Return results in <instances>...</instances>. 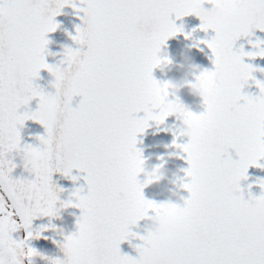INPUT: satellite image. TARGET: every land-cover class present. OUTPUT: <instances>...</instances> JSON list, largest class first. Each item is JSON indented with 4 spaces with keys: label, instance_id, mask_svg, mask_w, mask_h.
<instances>
[{
    "label": "snow or ice",
    "instance_id": "1",
    "mask_svg": "<svg viewBox=\"0 0 264 264\" xmlns=\"http://www.w3.org/2000/svg\"><path fill=\"white\" fill-rule=\"evenodd\" d=\"M221 2L225 19L200 24V31L215 35L199 41L210 49L213 64L200 75L208 86L203 111L189 113L199 138L178 143L174 133L171 145L187 164L179 179L187 193L180 212L184 227L174 236L135 237L130 229L145 205L156 207L136 179L143 163L136 145L150 122L165 119L150 108L159 88L153 79L158 53L168 39L183 34L175 20L216 0H0V264H31L37 251L28 242L47 230L34 233L32 222L47 215L63 191L53 186V173L75 182L73 170L86 174L87 185L86 194L76 189L63 203L81 213L76 231L66 237L78 243L74 264H264V207L249 212L245 206L264 205V181H258L261 194L249 191L247 200L240 186L250 167L264 168V106L242 94L248 80L264 93V82L250 75L257 69L244 63L246 56L264 58V41L251 45L255 52L234 51L241 37L264 32V0ZM65 7L81 19L70 36L81 60L57 98L34 82L41 70H50L46 37L60 27L55 18ZM74 97L81 98L75 108ZM33 100L35 111L28 110ZM42 108L50 114L47 122L38 119ZM29 120L44 125L37 146L21 144L20 129ZM29 150L39 152L43 169L34 179H13L12 154ZM21 229L25 237L14 239ZM130 236L142 242L135 259L120 251Z\"/></svg>",
    "mask_w": 264,
    "mask_h": 264
},
{
    "label": "water",
    "instance_id": "2",
    "mask_svg": "<svg viewBox=\"0 0 264 264\" xmlns=\"http://www.w3.org/2000/svg\"><path fill=\"white\" fill-rule=\"evenodd\" d=\"M55 6L54 4L52 5ZM205 8H211V4L205 3ZM82 17V13L80 14ZM175 20V18L173 17ZM55 22L60 27L53 33L48 34L46 37L50 44L48 45V55L46 56V63L54 64L58 58L53 57V53H57L62 50V46H70L74 49L79 47L76 45L70 36L75 35V29L81 25V19L77 17V14L71 7H65L62 10V14L55 18ZM177 27L183 28V34H179L166 41L165 45L161 47L160 55L167 57L172 61L170 69L156 68L153 70V79L162 83L169 78L180 79L187 76L190 80L192 78L193 68L199 69V71L213 69L211 60V51L205 44H200L199 41L210 40L214 37L215 33L209 30L207 33L200 31V21L194 15L183 17L180 20H175ZM185 34H190L189 39H185ZM257 40L264 41V32L255 30L249 37H241L236 41L234 51H239L241 47L245 53L255 52L256 49L252 48V44ZM86 51V48L83 49ZM187 58V62H186ZM244 63L251 65L257 71L253 72L255 80L264 82V58L256 57L255 59H248L247 56L244 59ZM196 74H199L198 72ZM39 79L34 83L42 88L45 92L52 91L49 87L50 76L47 71L41 70ZM242 94L248 96H254L259 94V89L255 83L250 80L248 84L243 88ZM182 102L192 111L194 114H200L203 111L202 104L197 98L189 95L188 89H182L180 92ZM80 97H74L72 101V107L75 108L79 102ZM38 104V100H33L28 106V110L35 111ZM26 109H21L24 112ZM144 113L138 114L139 118H143ZM178 121L174 117H169L164 124L157 125L150 122V127L137 137V149L142 153V158L146 162V167H153L163 162L167 177L158 185H153L146 188L143 192L145 199L152 200L153 202L160 203L168 199L169 191L172 187V183L183 177V169L187 168L185 160L180 158L181 154L171 147L174 140L175 127L178 125ZM44 128L39 123H35L31 120L26 121L24 127L20 129L21 144H31L33 146L38 145L36 140L37 136L44 135ZM178 143L181 141H177ZM173 155L169 158V154ZM230 155L235 160L237 157L234 152H230ZM13 162L17 165L12 177L13 179L24 178L30 179L26 173H23L22 168V153H13ZM161 158H164L161 161ZM260 163L264 165V160ZM73 176H79V179L73 182L69 178H65L61 173H55L52 177L53 186L56 189H62L58 193L61 203L67 202L72 193L76 189H83L82 194L87 193V185L83 177L85 173L77 172L73 170ZM247 180H242L240 183L243 189V196L245 200L249 198V191L253 197H258L261 194V189L258 185V181H264V168L250 167L247 171ZM249 185H252L249 189ZM185 198L187 193H182ZM74 202V201H73ZM60 206L59 204L57 205ZM80 210L77 208H67L62 210L61 219L49 221L47 217H40L33 221L32 231L35 233L38 229L46 228L47 231L41 233L39 239H33L29 241V246L34 248L38 253L46 257L60 256L59 243L62 242L64 236L73 234L76 231V219L80 216ZM145 221H140L136 226L131 227V232L135 234V237L144 235ZM142 242L138 238L130 236L127 241L120 245V251L122 255H127L133 259L138 256L136 246ZM35 264H45L44 261L37 259Z\"/></svg>",
    "mask_w": 264,
    "mask_h": 264
},
{
    "label": "clouds",
    "instance_id": "3",
    "mask_svg": "<svg viewBox=\"0 0 264 264\" xmlns=\"http://www.w3.org/2000/svg\"><path fill=\"white\" fill-rule=\"evenodd\" d=\"M194 16L199 19L201 24L212 26L218 22H222L226 17V13L224 12V6L221 0H216V3L211 5L210 9L200 6ZM52 55L54 58L58 59L54 64L50 65L47 63L50 70L44 69L48 72L51 78L48 87L52 90L46 92V94L48 96L59 98L63 96L65 86L73 81V72L76 65L80 62L81 56L78 52V47L74 49L73 47L67 45L62 46L61 51L53 53ZM157 59L160 61L157 68H161L162 70L170 69L172 61L167 57H162L160 55V51ZM197 72L199 74H196ZM201 73L202 71H199V69L193 68L192 78L190 80L187 76H185L180 79L169 78L164 82L159 83L157 95L150 105L151 111L156 116H162L165 118L164 122L169 117H174L175 120L179 122L175 127L174 133L179 141H183L185 143L196 142L200 133L197 125L189 118V113L192 111H190L189 108L182 102L180 92L182 89L187 88L190 96L197 98L201 104L205 103L208 99V86L206 81L200 78ZM250 75L253 76V73ZM249 81L250 80L246 81L245 86ZM251 98L256 105L264 106V93L259 91V94L251 96ZM49 115V112L42 108L40 109L38 119L47 122ZM164 122L162 124H164ZM39 124L42 128H44L42 123ZM39 143L40 142L38 141V144ZM172 155L173 154L170 153L169 158H171ZM163 159L164 158H162L161 161H163ZM21 163L23 173H26L30 179H34L36 174L44 167V161L37 150L22 152ZM55 173L60 172L57 171ZM55 173H53V175ZM167 175L168 173L165 170L163 162L157 166L149 168L146 167V162L143 159V163L138 165L136 179L144 192L146 188L160 184V182L163 181ZM25 180L27 181L28 179ZM17 188L18 193H22L25 188V184H20ZM182 193H185V190L179 180H177L172 183L168 199L160 203L155 202V208H150L145 205L144 210L141 212L142 218L138 221V223L140 221H145L143 229L144 236H174L183 229L184 226L180 223V212L185 196ZM146 201L153 202L149 199H146ZM58 204L60 205L59 207L57 206ZM245 206L249 212L258 211L264 207V205H261L257 201L248 202ZM67 208H65L63 203L60 202L58 195L57 202L52 205L50 212L42 217L49 218L50 222L52 220L61 219L60 214L62 210ZM66 237L67 236H64L62 242L58 245L60 256L46 257L37 252V254L31 256V264H35L37 259L44 261L45 264H74L78 251V243L75 238L69 239ZM19 255L24 256L25 254L21 251ZM140 259L145 260L147 259V256H141Z\"/></svg>",
    "mask_w": 264,
    "mask_h": 264
},
{
    "label": "flooded vegetation",
    "instance_id": "4",
    "mask_svg": "<svg viewBox=\"0 0 264 264\" xmlns=\"http://www.w3.org/2000/svg\"><path fill=\"white\" fill-rule=\"evenodd\" d=\"M24 237H25V232L22 229L17 233H15L13 236L14 239H23Z\"/></svg>",
    "mask_w": 264,
    "mask_h": 264
}]
</instances>
